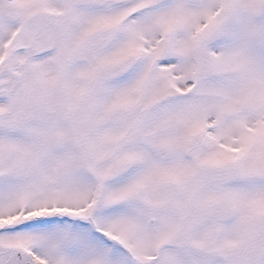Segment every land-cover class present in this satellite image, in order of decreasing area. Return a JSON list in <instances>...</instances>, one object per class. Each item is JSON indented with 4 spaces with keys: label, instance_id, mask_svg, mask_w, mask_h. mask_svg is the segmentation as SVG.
Returning a JSON list of instances; mask_svg holds the SVG:
<instances>
[{
    "label": "snow or ice",
    "instance_id": "obj_1",
    "mask_svg": "<svg viewBox=\"0 0 264 264\" xmlns=\"http://www.w3.org/2000/svg\"><path fill=\"white\" fill-rule=\"evenodd\" d=\"M0 264H264V0H0Z\"/></svg>",
    "mask_w": 264,
    "mask_h": 264
}]
</instances>
